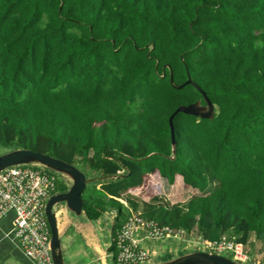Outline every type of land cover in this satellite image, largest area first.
I'll list each match as a JSON object with an SVG mask.
<instances>
[{
	"label": "trees",
	"instance_id": "trees-1",
	"mask_svg": "<svg viewBox=\"0 0 264 264\" xmlns=\"http://www.w3.org/2000/svg\"><path fill=\"white\" fill-rule=\"evenodd\" d=\"M188 76L214 116L177 113L172 153L169 115L205 103L178 87ZM0 147L96 178L82 212H116L113 263L139 206L161 225L264 246V0H0ZM153 173L200 194L138 199Z\"/></svg>",
	"mask_w": 264,
	"mask_h": 264
},
{
	"label": "built area",
	"instance_id": "built-area-1",
	"mask_svg": "<svg viewBox=\"0 0 264 264\" xmlns=\"http://www.w3.org/2000/svg\"><path fill=\"white\" fill-rule=\"evenodd\" d=\"M56 173L37 164L14 165L0 171V217L13 211L12 238L34 264H53L44 208L49 196L55 193ZM158 241L185 244L220 255L229 253L240 264H264L251 254L247 244L225 235L208 240L182 228L144 218L139 210L132 212L116 231L115 264L152 263L154 256L144 245Z\"/></svg>",
	"mask_w": 264,
	"mask_h": 264
},
{
	"label": "water",
	"instance_id": "water-1",
	"mask_svg": "<svg viewBox=\"0 0 264 264\" xmlns=\"http://www.w3.org/2000/svg\"><path fill=\"white\" fill-rule=\"evenodd\" d=\"M172 82V77L170 79ZM186 84L195 86L202 94L204 104L200 100L187 105H179L168 118L170 127V138L172 153H174L175 134H174V116L181 112L200 118L211 119L214 116V104L207 96L206 92L195 83L189 76L186 81L180 84L181 88ZM37 164L44 166L52 171L60 173L67 177L70 185L66 191L52 193L45 203V216L50 230L49 246L53 264H64L62 244L59 237L57 216L54 211L55 205L63 203L65 208L77 215L82 214L83 198L82 192L86 185L96 180V178H87L85 173L75 165L64 160L52 157L46 153L34 151L31 149H13L0 154V171L14 165ZM113 227V224H112ZM115 264V263H113ZM147 264H240L231 258L212 252L194 250L165 261L152 262Z\"/></svg>",
	"mask_w": 264,
	"mask_h": 264
},
{
	"label": "crops",
	"instance_id": "crops-1",
	"mask_svg": "<svg viewBox=\"0 0 264 264\" xmlns=\"http://www.w3.org/2000/svg\"><path fill=\"white\" fill-rule=\"evenodd\" d=\"M63 181L70 185L68 178ZM138 210L141 211L142 206H139ZM54 211L57 216L64 264H113L109 248L113 241L111 228L115 211L104 213L92 221L88 220L83 212L80 216L69 212L63 203L55 205ZM13 216V211L9 210L5 216L0 217V264H34L12 238ZM160 242L164 244L144 245L154 259H157L156 261L153 259V262L162 261L164 258L162 256H167V252L174 253L173 257L178 256L179 251L172 250L167 241Z\"/></svg>",
	"mask_w": 264,
	"mask_h": 264
},
{
	"label": "rangeland",
	"instance_id": "rangeland-1",
	"mask_svg": "<svg viewBox=\"0 0 264 264\" xmlns=\"http://www.w3.org/2000/svg\"><path fill=\"white\" fill-rule=\"evenodd\" d=\"M6 151H8V148L0 147V154ZM84 170L86 171V174L89 175L90 171L88 169H84ZM56 174H57L56 187L59 188L60 184L64 182L63 179H66L67 177H65L64 175L60 173H56ZM134 193L133 195H135L138 199H141V200L148 201L149 199L155 196H158L162 200L167 201L169 203L183 202L187 200L188 198H190L191 196L200 194V192L197 191L196 189L188 187L185 184H183L181 177L179 178L177 177V179L174 181L173 184H168L165 179L161 178L156 173L150 174L148 176V179L145 185L142 188L136 189ZM250 241L252 244L249 243L250 245L248 244L247 246L251 254L256 255L260 260L263 261L264 260L263 244L259 240L254 239L253 235L251 236ZM154 244L163 245L164 243H161L160 241H158V242H154ZM168 244L172 247V250L179 251L178 255L184 254L185 252H191V251L197 250L185 244H180V243H175V242H172V243L168 242ZM167 253H168L167 256L166 255L162 256L164 257L162 261L168 260L172 258L174 255V253H169V252ZM223 255L229 258L231 257L229 253H224ZM154 260L156 261L157 259H154Z\"/></svg>",
	"mask_w": 264,
	"mask_h": 264
}]
</instances>
